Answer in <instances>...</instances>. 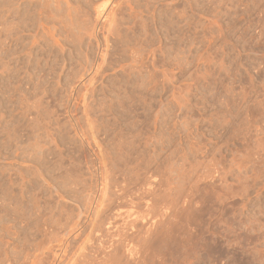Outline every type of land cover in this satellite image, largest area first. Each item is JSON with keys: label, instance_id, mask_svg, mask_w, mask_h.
I'll list each match as a JSON object with an SVG mask.
<instances>
[{"label": "rangeland", "instance_id": "rangeland-1", "mask_svg": "<svg viewBox=\"0 0 264 264\" xmlns=\"http://www.w3.org/2000/svg\"><path fill=\"white\" fill-rule=\"evenodd\" d=\"M0 264H264V0H0Z\"/></svg>", "mask_w": 264, "mask_h": 264}]
</instances>
